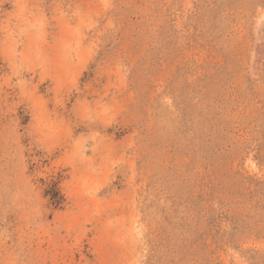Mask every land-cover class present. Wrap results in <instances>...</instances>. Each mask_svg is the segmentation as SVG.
I'll list each match as a JSON object with an SVG mask.
<instances>
[{
	"label": "rangeland",
	"instance_id": "374dc122",
	"mask_svg": "<svg viewBox=\"0 0 264 264\" xmlns=\"http://www.w3.org/2000/svg\"><path fill=\"white\" fill-rule=\"evenodd\" d=\"M0 264H264V0H0Z\"/></svg>",
	"mask_w": 264,
	"mask_h": 264
}]
</instances>
